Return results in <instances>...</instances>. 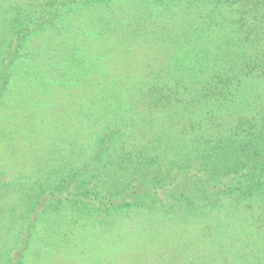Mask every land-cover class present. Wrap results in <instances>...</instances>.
Here are the masks:
<instances>
[{"label": "rangeland", "instance_id": "1", "mask_svg": "<svg viewBox=\"0 0 264 264\" xmlns=\"http://www.w3.org/2000/svg\"><path fill=\"white\" fill-rule=\"evenodd\" d=\"M232 3L210 18L219 31L228 27L224 18L232 23ZM213 5V0H0V264H244L238 249L222 247L230 244L227 237L236 241L226 227L217 229L189 211L208 203L207 191L225 203L226 183L214 187L193 171L153 184L150 196L106 193H117L107 180L122 181L117 176L135 164L132 156L140 146H149L162 130L176 135L186 128L192 139L188 126L198 124L191 114L202 117L213 109L206 104L221 98L218 88L207 100L211 72L200 60L216 54L201 38L213 27ZM176 34L190 35L184 51L179 40V46L173 44L177 38L163 43L158 37ZM181 57L198 64L190 78ZM223 70L229 75L235 68ZM236 83L224 92L237 94ZM228 110L217 128L204 130L202 140H212L208 145L235 126L236 107ZM248 156L258 155L248 148L233 154L240 160ZM146 172L155 171L147 168L138 177ZM121 204H129L128 210L113 207ZM134 204L158 208L137 211Z\"/></svg>", "mask_w": 264, "mask_h": 264}, {"label": "trees", "instance_id": "2", "mask_svg": "<svg viewBox=\"0 0 264 264\" xmlns=\"http://www.w3.org/2000/svg\"><path fill=\"white\" fill-rule=\"evenodd\" d=\"M232 2V23L228 22L227 18L223 19L222 15L220 20L223 19V26L228 27L224 29L225 31H219V24H215L210 18L217 15L219 9L225 8L224 5L228 3V0H213V12L209 16L213 27L208 28V36L205 34L201 37L209 40L207 45L213 46L216 51L213 58L208 59L207 62L200 58L204 66L202 68L211 72L210 80L204 88L207 100L218 88L220 91L223 89L221 98L206 104L207 108L213 109L206 111L202 117L191 114L192 122L196 121L198 124L193 127V123L189 124L188 121V127L193 131L192 139L187 140L186 128L178 129L175 132L176 135L172 134V130H162L148 140L152 141L149 146H140L136 150L137 157L132 156L135 164L132 166L129 164L124 172L117 176L119 179L122 175V181L113 180L115 181L113 182L111 177L107 180L108 184L116 185L117 193L113 191H106V193L110 196L123 194L125 199L129 194L133 193L135 196L139 191L144 192L142 195L150 196L153 184L164 182L170 177L176 180L174 178L176 175L184 177L193 171L195 175L203 174L202 177H209L207 181L214 183V187L226 183L230 191L226 194L229 198L225 199V203L221 204L217 194L207 191L204 194V200L208 203L203 202L202 207L192 205L193 208L191 206L189 211L196 212L197 217L204 216L203 219L207 218L217 229L226 227L224 230L227 229L228 234L234 235L236 241L233 244V238L227 237L231 242L228 245L223 244L224 250L238 249L244 264H264V15L260 16V13L264 14V0H232ZM236 15L239 16L238 19L235 18ZM229 26H231L230 31ZM150 36L152 37V34ZM158 37L163 40V43L164 40L177 38L172 40L173 44L179 46L178 40L182 42V48H180L182 51L185 50L184 46L187 48L192 43L190 35L186 34L159 35ZM160 39L155 38L154 44L161 45ZM165 50L167 49L164 48L163 51ZM185 58H189V55ZM185 61L181 57L179 64L180 67L191 70L186 77L188 78L194 70L198 71V64L192 65L193 61L185 64ZM225 66L235 68L233 74L227 75L228 71L223 70ZM233 80L240 86L239 92L237 94L224 92V89L232 85ZM241 98L245 100L248 98L249 103L241 102ZM230 106L236 107L233 112L236 118L235 126L225 128V131L220 134L223 140L218 139L208 145L212 140H202L207 133L204 130L209 131L211 125L217 128L219 126L217 123L223 119L224 115L228 116L227 113H230L228 112ZM220 142L223 145L217 146L221 144ZM227 148L231 151H225ZM243 148L250 149L258 156L242 158L244 160L234 159V152ZM142 158L145 160H141ZM151 163L159 166L154 168ZM147 168L155 171L154 174L146 172L138 177L139 173ZM149 175L153 176L148 178ZM155 179L158 180L154 181ZM202 181L203 179H200L198 183ZM197 184L192 185L191 189L193 190ZM118 189L121 190L118 191ZM202 192L203 190L196 191L201 196ZM95 199L99 201L98 198ZM152 205L146 208L147 204H134L132 207L140 208L137 211L157 210L158 204ZM127 206L129 204H121L118 207L113 205L114 208H118V212L123 209L128 210ZM170 211L182 214L181 211L173 208ZM222 223L227 225H221ZM202 230H208V228Z\"/></svg>", "mask_w": 264, "mask_h": 264}]
</instances>
